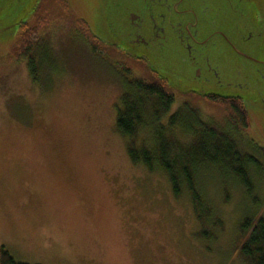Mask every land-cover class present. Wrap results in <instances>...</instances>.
<instances>
[{
	"label": "rangeland",
	"instance_id": "374dc122",
	"mask_svg": "<svg viewBox=\"0 0 264 264\" xmlns=\"http://www.w3.org/2000/svg\"><path fill=\"white\" fill-rule=\"evenodd\" d=\"M24 1L0 10V247L21 264H248L242 226L264 219V176L254 175L248 194L231 176L201 171L211 213L204 205L198 219L185 191L175 198L164 175L129 161L115 117L125 86L121 67L129 63L123 56L133 58L126 54L133 50L126 17L138 12L147 36L136 51L147 59H137L177 85L179 91L166 81L177 94L172 111L195 109L202 121L230 132L224 111L180 91L239 96L250 130L234 138L241 152L261 160L264 0H219L222 16L201 20L200 35L212 34L204 57L197 46L188 54L179 28L153 39L152 15L160 10L151 0H64L66 12L39 31L47 58L37 84L25 61L10 55L19 26L30 28L52 1L34 14L21 9ZM76 20L105 45L102 54ZM223 35L252 61L225 45ZM209 66L220 67L218 75Z\"/></svg>",
	"mask_w": 264,
	"mask_h": 264
},
{
	"label": "trees",
	"instance_id": "16d2710c",
	"mask_svg": "<svg viewBox=\"0 0 264 264\" xmlns=\"http://www.w3.org/2000/svg\"><path fill=\"white\" fill-rule=\"evenodd\" d=\"M42 1L45 0H38L33 14L43 9ZM50 1L47 2L48 8L42 11L30 28H26L24 23L19 26V40L13 55H10L15 60L25 61L33 84L39 83L43 70L41 66L47 58L44 45L39 41V31L59 17L57 12L65 13L67 10L64 0ZM76 26L92 41L94 53L102 54L99 50L105 45L90 37L81 20H76ZM123 57L129 63L121 67L126 77L124 92L116 108L115 127L119 135L127 140L129 161L164 175L175 198L185 191L198 219L204 205L207 208L205 215L211 213L210 204L198 182L203 170L231 176L246 193L252 194L254 175L264 176V148L259 150L262 161L239 149L235 140L237 134L250 130L249 117L241 100L216 96L203 99L227 114V128L231 133L223 131L218 125L202 121L195 109L184 106L173 112L177 94L168 83L152 73L145 60ZM134 67L140 70V75H134ZM242 229L249 233L247 241L241 246L246 262L264 264V219H258L255 225L248 222ZM0 264L21 263L0 247Z\"/></svg>",
	"mask_w": 264,
	"mask_h": 264
},
{
	"label": "water",
	"instance_id": "95a60500",
	"mask_svg": "<svg viewBox=\"0 0 264 264\" xmlns=\"http://www.w3.org/2000/svg\"><path fill=\"white\" fill-rule=\"evenodd\" d=\"M26 1V2H25ZM23 2L22 10H33L35 8L36 3L38 0H25ZM156 3L158 8L156 10H160L156 16L152 15L153 24L151 25L150 32L151 35L153 34V39L159 40V38L162 35V32L169 31L172 35L173 32H175L176 28H179L181 31H183V37L179 38L181 43L185 46L188 54L192 51V48L197 46V49L199 51L204 50V47H206L207 43H209L212 34L206 35L203 34L200 35L199 28L202 29L201 26V20L207 19L206 17H209L211 15L215 17H221L222 16V10H218V1L219 0H151ZM13 2L18 3V0H0V10H5V5H10L13 7ZM230 2H232L230 0ZM155 10V9H151ZM242 12L239 13L238 17L239 20H242L240 15ZM211 14V15H210ZM141 15L138 12H131L126 17V23L127 25L132 29L130 32L133 34L132 38H130L128 41L133 46L132 52L126 51V54L133 58H146L147 56L145 54H138V51H136L138 47H144L146 46V40L143 37L145 35V32H143V27L141 25ZM156 17V18H155ZM20 22V21H19ZM19 22H16L17 24ZM15 25V23L11 22V25H9L8 28L5 30H12L11 28ZM249 26V25H248ZM261 33L264 34V28L261 31ZM147 36V35H145ZM224 37V44L230 45L233 48H236L237 45L233 43L226 35H223ZM253 35L251 34L249 38H252ZM150 41H152L151 38L148 37ZM154 41V40H153ZM238 50V55L244 59L249 58L248 60H251L252 55H248L244 52H242L240 49L236 48ZM199 55L201 57H204L203 51L199 52ZM206 61V58H205ZM252 61V60H251ZM209 62L208 60L206 61ZM264 67V66H263ZM220 67H217V69L212 70L213 68L209 66L210 71H213V73H216L215 75H218V72L220 71ZM152 73L156 74L160 78H163L165 81H168L170 86L173 88H177V85H175L167 76L163 75L159 71H157L155 68H153L151 65L148 68ZM199 73L198 72L193 74L191 78V83L194 84L196 80L199 79ZM218 81L221 83V79L219 77ZM222 80L226 82V80L222 77ZM191 84V85H192ZM229 86V85H228ZM179 91V90H178ZM182 93H196L198 96L206 97V96H216L223 99H239L241 98L239 96L230 95L228 93L218 92L213 89L205 90V91H198V92H192L189 90V88L185 90H181Z\"/></svg>",
	"mask_w": 264,
	"mask_h": 264
},
{
	"label": "bare ground",
	"instance_id": "6f19581e",
	"mask_svg": "<svg viewBox=\"0 0 264 264\" xmlns=\"http://www.w3.org/2000/svg\"><path fill=\"white\" fill-rule=\"evenodd\" d=\"M91 48V47H90Z\"/></svg>",
	"mask_w": 264,
	"mask_h": 264
}]
</instances>
